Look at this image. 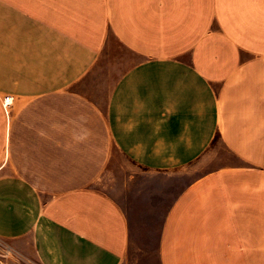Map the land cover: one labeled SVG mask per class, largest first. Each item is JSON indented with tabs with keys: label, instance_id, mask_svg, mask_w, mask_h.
<instances>
[{
	"label": "crops",
	"instance_id": "obj_1",
	"mask_svg": "<svg viewBox=\"0 0 264 264\" xmlns=\"http://www.w3.org/2000/svg\"><path fill=\"white\" fill-rule=\"evenodd\" d=\"M4 247L264 264V0H0Z\"/></svg>",
	"mask_w": 264,
	"mask_h": 264
},
{
	"label": "rangeland",
	"instance_id": "obj_2",
	"mask_svg": "<svg viewBox=\"0 0 264 264\" xmlns=\"http://www.w3.org/2000/svg\"><path fill=\"white\" fill-rule=\"evenodd\" d=\"M129 170L132 172V170H133L132 167L129 166ZM140 181L142 183V186L144 187L146 184L145 177H141ZM146 193H151V191L149 192L148 190H146V191L143 190V196L141 197V199L145 200ZM120 201L122 203H124V205H125V207H127V209H132L129 207V202L127 200L121 199ZM164 211H165V208H161V210H159V213H156V212H154V209L152 207L149 208L148 206H146L140 212V215L142 216L141 218L145 219V222H143L145 225V231H144V235L142 237L145 236L147 248H149L150 243L152 241L154 242V240H155L157 230L159 227V220H160L161 216L163 215Z\"/></svg>",
	"mask_w": 264,
	"mask_h": 264
},
{
	"label": "built area",
	"instance_id": "obj_3",
	"mask_svg": "<svg viewBox=\"0 0 264 264\" xmlns=\"http://www.w3.org/2000/svg\"><path fill=\"white\" fill-rule=\"evenodd\" d=\"M13 98L11 96H5L3 99V106L4 108L7 110L8 107L10 106V104L12 103ZM18 256L19 254L13 252V250H11L8 247H4L3 250L0 251V263L1 261H3L6 258H9V256Z\"/></svg>",
	"mask_w": 264,
	"mask_h": 264
}]
</instances>
